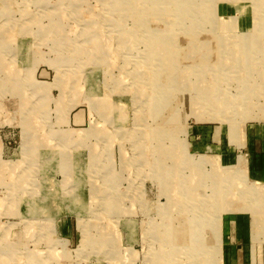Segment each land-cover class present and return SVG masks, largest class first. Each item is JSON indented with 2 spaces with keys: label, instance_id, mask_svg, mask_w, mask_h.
Returning a JSON list of instances; mask_svg holds the SVG:
<instances>
[{
  "label": "rangeland",
  "instance_id": "374dc122",
  "mask_svg": "<svg viewBox=\"0 0 264 264\" xmlns=\"http://www.w3.org/2000/svg\"><path fill=\"white\" fill-rule=\"evenodd\" d=\"M257 121L264 0H0V264H264Z\"/></svg>",
  "mask_w": 264,
  "mask_h": 264
},
{
  "label": "crops",
  "instance_id": "0c3cea01",
  "mask_svg": "<svg viewBox=\"0 0 264 264\" xmlns=\"http://www.w3.org/2000/svg\"><path fill=\"white\" fill-rule=\"evenodd\" d=\"M196 132L197 127L195 128ZM245 133L243 136V140L242 143H239L238 145H236L237 149L239 150L238 152H236V154H234L233 156H230V154H228L227 152L223 151L222 153L225 154L224 157L227 159V163L224 165H227V167H232L235 168L233 171L238 170L237 168H240L244 165V167H242V169L244 171H246V176L249 179L250 176L254 179V184H257L258 186H264L262 184H264V123H261L260 121L257 122H253L252 124L248 125L247 128L245 129ZM0 140H2V138H0ZM3 142V140H2ZM43 151H41V155ZM191 152V151H190ZM194 153V152H192ZM1 154V151H0ZM196 156L199 155H203V154H197L194 153ZM206 156L210 159H212V161H214V158H217V166L218 168L220 167V164H222L220 161V155L219 154H206ZM58 157H62L61 155H59ZM75 158H73V160H77V162L79 161H83L81 160V157H79L77 155L74 156ZM43 158V157H42ZM84 159H87L86 157H84ZM5 160V159H4ZM58 160V159H56ZM56 160H52L55 161ZM59 160H63V157ZM220 163V164H219ZM79 173H77L76 175H78ZM250 181V180H249ZM252 183V181H251ZM260 183V184H259ZM204 184V183H203ZM202 184V185H203ZM216 185V184H215ZM214 187V186H213ZM215 189V188H214ZM243 202V201H242ZM234 204H238L237 200H230L229 203H227V206L231 207L234 206ZM234 206V207H238V206ZM233 207V208H234ZM233 215V214H232ZM232 215H228L230 217H224L221 216V224L224 226L225 222L226 224V228L222 229V225H221V235L220 238L222 236V238H226V242L228 244V248H227V253H228V257L230 260V264H240V260H239V256L242 253V250L238 251L236 250V246L233 243V246H230L232 244L231 240H233L235 237H237L238 235H240L241 233L239 232V228L237 226V224L234 222L238 220L237 217L235 218ZM234 218V219H233ZM250 228V227H249ZM248 234V233H247ZM231 238V240H229ZM237 245H239L237 243ZM221 246V243H220ZM248 246L246 245V247L242 248V249H247ZM223 251V254L225 252V249L223 247V250H220L221 253Z\"/></svg>",
  "mask_w": 264,
  "mask_h": 264
}]
</instances>
